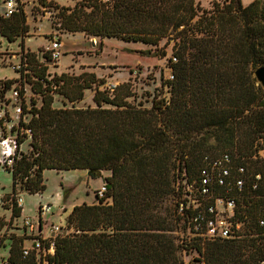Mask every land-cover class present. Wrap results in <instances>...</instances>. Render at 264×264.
Wrapping results in <instances>:
<instances>
[{
    "label": "trees",
    "instance_id": "obj_1",
    "mask_svg": "<svg viewBox=\"0 0 264 264\" xmlns=\"http://www.w3.org/2000/svg\"><path fill=\"white\" fill-rule=\"evenodd\" d=\"M39 1L57 10L56 30L154 47L140 53L166 58L170 75L162 86L168 97L155 96L150 107H143L135 104L128 83L100 90L104 80L94 73L51 76L47 65L21 45L19 78L0 82V93L17 91V98L7 100L21 109L11 128L17 143L14 164L4 169L12 181L4 205L11 219L21 222L19 192H44L45 170L109 175L103 197L71 209L65 219L71 233L58 234L52 254L32 250L24 257V242L39 239L24 232L12 237L7 264H183L184 250L195 251V261L203 264L264 260L261 189L254 192L258 205L246 213L245 233L238 238L202 242L189 235L191 210L178 213L187 201L185 187L195 185L206 158L230 152L248 163L264 149V93L252 78L264 67V0L248 5L213 0L210 9L196 0H82L73 8ZM27 32L23 10L0 16V37L8 42ZM43 58L50 61L49 54ZM23 80L40 96L39 107L35 100L30 107L25 103L22 86H12ZM86 90L94 91V107H53L54 95L73 103ZM6 225L0 218V230ZM179 229H187L186 239L173 234ZM42 248L47 250L48 243Z\"/></svg>",
    "mask_w": 264,
    "mask_h": 264
},
{
    "label": "rangeland",
    "instance_id": "obj_2",
    "mask_svg": "<svg viewBox=\"0 0 264 264\" xmlns=\"http://www.w3.org/2000/svg\"><path fill=\"white\" fill-rule=\"evenodd\" d=\"M60 7L73 8L82 0H45ZM213 0H196L204 9H210ZM223 2L224 0H216ZM254 0H241L243 5H248ZM17 8L23 10L25 14L28 32L24 37H18L14 42H8L0 37V82L9 79L13 72L20 68L21 45L25 52H33L37 58L47 65V72L54 74L68 73L78 75L82 72L94 73L103 79L99 86L100 90H110L115 86L128 83L136 99L135 104L141 103L143 107H150L155 96L167 98V89L163 81L169 78L170 70L166 67V58L145 57L140 52L154 50V47L140 43L124 42L116 38H99L85 35L84 33H68L63 30H56L57 10L47 9L41 6L39 0H17ZM2 14V0H0V16ZM56 37L62 43V55L58 61H45L51 41ZM164 41L159 44L163 45ZM170 54V46L167 48ZM19 90L22 86L25 103L30 107L32 100L36 101V107L41 105L40 96L31 91L28 83L21 81L12 85ZM94 91H84L83 98L77 102L69 103L62 96H53V107H94L92 101ZM157 94V95H155ZM0 114H4L3 121L0 122V136H15L11 132L12 125L16 127L18 120L13 109L17 107V102L8 99L11 92L0 93ZM6 96V98H5ZM129 100H133L130 98ZM30 115L25 116L28 120ZM28 140V139H27ZM29 144V143H28ZM27 145H23L25 149ZM30 148V147H29ZM109 173L103 172L100 177L91 178L86 170L55 171L45 170L43 179L45 190L42 194H23V212L32 215L38 205H49V213L43 217L42 235L49 236L51 226L61 227L60 234L71 233V229L66 228L65 218L75 205L92 204L97 199V192L104 183V178ZM184 183V182H183ZM11 175L0 168V218L7 223L0 230V264H6L9 256L13 236H22L25 232L18 219H11V210L5 209L7 204L5 197L10 196ZM194 187L186 186L184 192L193 194ZM19 192L16 197H20ZM184 194V198L186 197ZM36 215V212H35ZM33 217V216H32ZM35 220V217L34 219ZM179 239H186L187 229H179L173 232ZM32 241L26 240L24 246L30 248ZM183 264L194 262L198 259L195 251H183L181 255Z\"/></svg>",
    "mask_w": 264,
    "mask_h": 264
},
{
    "label": "built area",
    "instance_id": "obj_3",
    "mask_svg": "<svg viewBox=\"0 0 264 264\" xmlns=\"http://www.w3.org/2000/svg\"><path fill=\"white\" fill-rule=\"evenodd\" d=\"M18 11L17 0H2L3 18H9ZM62 43L56 37L51 41L48 49L50 61H58L62 55ZM12 98H17L16 90L12 91ZM16 117L21 113L19 106L13 109ZM4 114H0V122ZM29 135V131H26ZM17 143L16 136H0V168H11L14 164V157ZM236 156L230 152H223L215 158L205 159V166L200 170L194 191L186 194L185 206L180 203L178 213L182 215L184 209H190L191 215L188 220L190 237L199 238L202 242H214L217 240H230L238 238L245 233L246 213L255 209L260 196L254 192L260 189L264 192V149H258L250 156V162H239ZM255 163L259 167H255ZM106 189L102 185L97 196L103 197ZM16 203L21 208V227L28 231L29 236H36L39 239L32 240L31 247L22 248V255L28 256L34 250L52 254L55 238L60 233L61 227L51 226L50 235H42L43 217L49 213V205H38L34 217L23 216L22 198L16 197ZM260 226L264 220L258 221ZM43 242L48 243L49 248H42ZM7 264V260H5ZM187 264H203L202 261H194ZM259 264H264L262 260Z\"/></svg>",
    "mask_w": 264,
    "mask_h": 264
},
{
    "label": "water",
    "instance_id": "obj_4",
    "mask_svg": "<svg viewBox=\"0 0 264 264\" xmlns=\"http://www.w3.org/2000/svg\"><path fill=\"white\" fill-rule=\"evenodd\" d=\"M252 78L255 80V85L264 93V67H258L252 72ZM96 177L101 176L100 171L95 172Z\"/></svg>",
    "mask_w": 264,
    "mask_h": 264
},
{
    "label": "crops",
    "instance_id": "obj_5",
    "mask_svg": "<svg viewBox=\"0 0 264 264\" xmlns=\"http://www.w3.org/2000/svg\"><path fill=\"white\" fill-rule=\"evenodd\" d=\"M11 77H13V78L18 77V73L13 72V74H12ZM0 78H3V77H0ZM21 150L25 152V149H23V147H21ZM1 169H2V168H1ZM6 173H8V172H6ZM8 174L10 175V173H8ZM101 186H102V185H101ZM10 193H11V191H10ZM23 194H27V193H22V194H21V198H22V195H23ZM35 195H38V194H35ZM22 202L24 203L23 198H22ZM93 203H96V200H95ZM93 203H92V204H93ZM0 208H1V206H0ZM36 209H37V208H36ZM35 212H36V211L34 210V213H33L32 215H27V214H24V212H23V216H28V217H32V216H33V217H34V216H35ZM33 217H32V218H33ZM65 219H66V218H65Z\"/></svg>",
    "mask_w": 264,
    "mask_h": 264
}]
</instances>
